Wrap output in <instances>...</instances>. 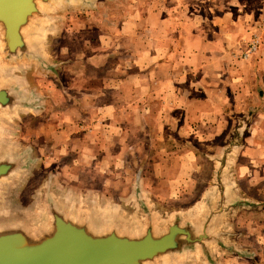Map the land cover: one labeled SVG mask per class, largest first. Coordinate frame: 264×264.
Instances as JSON below:
<instances>
[{
    "label": "crops",
    "instance_id": "0c3cea01",
    "mask_svg": "<svg viewBox=\"0 0 264 264\" xmlns=\"http://www.w3.org/2000/svg\"><path fill=\"white\" fill-rule=\"evenodd\" d=\"M154 3L140 1L136 13L121 25L122 36H109L106 48L98 45L94 50L85 63L97 76L82 82L83 61L55 66L46 53V70L63 76L70 68L76 70L74 87L61 82L58 91L64 107L57 111L61 116L52 145L56 161L58 155L70 154V167L106 171L112 164L116 168L115 162L128 169L137 166L129 179L130 201L139 217L143 219L145 207L157 220L160 214L149 197L185 200L186 193L179 190L199 185L193 175L203 169L199 160H206L210 174L196 193H205V203L195 218L215 204L220 183L227 212L217 229L223 242L217 248L226 258L217 259L211 252L205 264H264L252 251L264 247V0ZM252 36H257V48L241 59L238 53ZM105 40L100 37L99 42ZM9 83L32 100V108L19 114L39 113V95L16 81ZM48 99L46 144L53 138L47 127L56 116L47 107ZM44 127L39 128L43 133ZM10 149L25 150L23 145ZM141 163L150 167L153 182L144 177L143 184ZM69 166L59 165L65 170ZM50 193L72 207L62 203L67 197ZM74 200L76 211L107 218L129 215L121 208L104 209L98 197L88 198L85 209L79 208L81 198ZM170 209L168 220L176 215L191 220L178 205Z\"/></svg>",
    "mask_w": 264,
    "mask_h": 264
},
{
    "label": "rangeland",
    "instance_id": "374dc122",
    "mask_svg": "<svg viewBox=\"0 0 264 264\" xmlns=\"http://www.w3.org/2000/svg\"><path fill=\"white\" fill-rule=\"evenodd\" d=\"M140 1L147 2L148 5L150 3L154 5L157 0H86V3L82 5L79 2V4L61 2L50 11L49 19L40 23L35 32L34 40L40 46L45 61L46 57L50 56L48 59L51 65L55 64V66L60 65L63 67L68 63H74V60L83 61L81 62L84 65L81 68L83 74L79 73V75L82 74L80 81L83 82L88 76L91 78L97 76V73H94L90 67H86L85 62L99 46L107 47L109 36H122L120 34L121 25L128 20L130 14L136 13L134 7ZM100 37H106L104 44L101 41L99 42ZM251 40L248 42L247 47L238 53L241 59H244L243 55L248 52ZM46 53L48 56H46ZM69 70L63 76L62 72L57 74V72L46 70V66L43 68L34 61L22 60L16 63H6L0 57V78L8 82L16 81L23 89L37 93L40 98L39 113L37 114L30 112L0 117V146L10 149L13 145H23L25 150L30 151L28 156L31 159L29 167L16 180L10 181L5 186V194L0 208V219L39 220L46 204V193L51 191L59 199L60 195L67 197L65 201H61L62 203H69L72 207H75L74 197L81 198L79 208L83 207V209L90 203L87 200L88 198L98 197L99 205L105 207L104 209L121 208L125 213H128L129 215L119 217L124 223L137 224L141 222L142 218L137 215L139 211L135 209V205L130 201L132 187L131 183L129 184L130 175H133L137 166L128 169L115 162L118 166L115 168L112 164L106 171H102V168L100 171H94L92 167H70L69 165L73 160V156L70 157V154H62L64 157L58 155L56 161L57 151L52 145L55 144L54 136L57 135L58 118L61 116V113H57V111H59L60 106L64 107L58 91L64 84H67V88L74 87L75 82L72 76L76 70L73 68ZM61 82H64V84H61ZM47 95L49 96L47 107H49V111L51 109L55 111L56 116L47 127L48 133L53 138H51L50 143L46 144ZM40 127H44L42 129L45 130V133L39 130ZM42 134L44 135L42 136ZM18 142L21 144H18ZM102 155L104 154L99 155L100 160L103 159ZM202 160L200 159L199 162L203 165V169L198 174L193 175L199 185L196 187L193 184L184 185L179 190L181 193H186L185 200L154 201L153 198L149 197L152 201L151 204L156 205L160 214L157 217L158 222L162 223L169 219L170 216L168 217V215L172 206L178 205L180 212L184 213L188 219L197 217V211L203 209L205 193L203 192L200 195L196 193L205 187L211 165L206 160ZM64 163L69 166L66 170L59 167ZM133 164L138 165L139 163L136 161ZM141 165L142 176L144 175L143 184L145 182L144 177L153 182L154 177L150 176V167L145 166V163H141ZM104 179H107L108 183L103 182ZM261 189L264 191V185ZM196 195L197 199L202 198L200 202L194 199ZM98 218L107 219L105 216H98ZM262 234H264V229ZM258 245L260 246L261 243ZM221 251L217 247H213L211 252L215 255V258L225 259L226 255L222 254ZM231 251L235 252L234 250ZM252 251L259 253L264 258V247L259 250L253 248ZM205 263L207 262L202 254L192 252L179 256L176 260L165 264Z\"/></svg>",
    "mask_w": 264,
    "mask_h": 264
},
{
    "label": "water",
    "instance_id": "95a60500",
    "mask_svg": "<svg viewBox=\"0 0 264 264\" xmlns=\"http://www.w3.org/2000/svg\"><path fill=\"white\" fill-rule=\"evenodd\" d=\"M61 2L86 0H0L1 59L34 61L45 68L34 35ZM28 108L31 98L0 78V117ZM29 152L0 146V208L5 186L29 167ZM218 188L215 204L199 218L186 221L176 215L161 223L144 207L143 219L134 225L119 217L100 219L91 211H76L48 192L39 220L0 219V264H165L192 252L210 260L212 245L223 248L217 229L227 207L224 186Z\"/></svg>",
    "mask_w": 264,
    "mask_h": 264
},
{
    "label": "built area",
    "instance_id": "2783aa9c",
    "mask_svg": "<svg viewBox=\"0 0 264 264\" xmlns=\"http://www.w3.org/2000/svg\"><path fill=\"white\" fill-rule=\"evenodd\" d=\"M257 45H258L257 36H253L249 44L248 52L243 55V58L246 59L250 53H253L256 50Z\"/></svg>",
    "mask_w": 264,
    "mask_h": 264
}]
</instances>
